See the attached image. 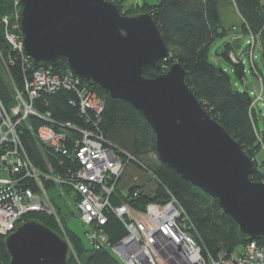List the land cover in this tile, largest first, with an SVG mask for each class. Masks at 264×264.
I'll return each instance as SVG.
<instances>
[{
	"label": "water",
	"instance_id": "95a60500",
	"mask_svg": "<svg viewBox=\"0 0 264 264\" xmlns=\"http://www.w3.org/2000/svg\"><path fill=\"white\" fill-rule=\"evenodd\" d=\"M18 2L23 53L35 68L64 59L68 74L128 103L151 127L163 166L216 199L243 242L264 238V182L250 178L254 159L199 103L180 64L142 76L168 56L149 14L122 15L108 0ZM4 246L7 264H67V243L36 221L18 225Z\"/></svg>",
	"mask_w": 264,
	"mask_h": 264
},
{
	"label": "trees",
	"instance_id": "16d2710c",
	"mask_svg": "<svg viewBox=\"0 0 264 264\" xmlns=\"http://www.w3.org/2000/svg\"><path fill=\"white\" fill-rule=\"evenodd\" d=\"M13 0H0V20L11 13ZM109 1V0H108ZM238 15L242 20L240 34L253 36V56L249 62V73L254 76L264 88V2L263 0H232ZM125 0H114L120 6L122 15L147 13L157 26L161 39L168 50V56L162 60L160 69L144 67L142 76L153 78L164 74L173 63L181 65L185 72L187 86L194 94L211 117L215 119L224 130L240 145L252 159L264 146V133L260 130L257 111L254 107V92L237 89L232 75L241 83L246 77V68L242 57H248L249 37L244 50L240 47V38L233 42L225 43L216 50L215 55L219 60L229 64L231 71L219 67L210 59V48L219 38L225 36V31L220 24L217 10L218 0H157L155 4L143 3L134 9H124ZM138 7V6H137ZM259 46L261 68L255 63V48ZM0 46L4 55L11 51L3 39L0 23ZM242 50V51H241ZM233 55L237 62L231 60ZM12 64L8 66V74L0 66V99L6 107L12 104L11 82L20 87L23 81L21 60L11 54ZM218 68L223 72H218ZM58 74L67 73L65 60L60 59L58 65L51 69ZM103 100V110L97 122V128L107 140L118 149L131 156L138 169L150 172L159 183L153 190L145 191L143 186L133 185L128 192L117 190L113 195L112 205L127 203L131 207L143 210L148 203H162L173 195L193 225V237L200 245L203 253L216 256L219 252L231 254L247 244L239 236L237 229L223 213L216 199L208 196L200 189L181 179L173 170L163 166L156 154L155 136L143 117L128 103L109 98L102 90L91 87L83 81ZM255 94V93H254ZM263 95V94H262ZM75 95L71 91L60 90L54 94L40 93L33 103L34 108L40 113H50L51 117L60 123H70L84 126ZM264 126V116H263ZM33 126L42 123L30 118ZM92 127L88 125L87 128ZM22 145L29 159L41 170H47V162L51 164L55 173H61L64 168L57 166L51 159L47 160L41 146L36 143L34 135L24 128L20 129ZM123 155V154H122ZM154 156L153 162L150 156ZM255 161V160H254ZM256 170L250 176L252 181L264 182V172ZM26 186L34 189L32 182ZM48 187V186H47ZM48 188H54L50 185ZM54 191V190H52ZM57 208H59L56 205ZM36 221L60 235L57 226L51 217L40 213H30L22 221ZM65 235L75 252L79 263L70 255L67 264H81L80 258L85 255L84 264H121L106 249L93 250L84 241L83 235L79 237L70 231L66 221L62 219ZM108 236L110 244L117 243L124 235L125 230L120 221L112 214L107 215L106 224L102 227ZM264 246V238L257 241ZM10 258L4 246V237L0 236V264H7Z\"/></svg>",
	"mask_w": 264,
	"mask_h": 264
},
{
	"label": "built area",
	"instance_id": "2783aa9c",
	"mask_svg": "<svg viewBox=\"0 0 264 264\" xmlns=\"http://www.w3.org/2000/svg\"><path fill=\"white\" fill-rule=\"evenodd\" d=\"M14 3L13 12L3 16L0 23L10 55L21 60L23 81L20 87L11 82L10 106L6 107L0 99V173L4 175L0 177V236L12 233L27 214H44L54 220L60 233L57 235L69 247L68 255L79 263L62 224V219H67V210L64 216L60 213L70 201L86 228L85 243L93 250H108L122 264H264V246L257 241L247 242L231 254L219 252L215 257L204 254L193 237L192 223L171 194L165 202L148 203L143 210L127 203L112 205L122 172L128 164L136 162L107 142L98 130L95 121L103 110L101 97L80 78L35 68L24 55L21 6L18 0ZM248 37L251 62L254 38ZM10 55L5 56L0 48V66L9 81ZM231 60L237 62L233 55ZM60 90L74 93L84 126L57 122L50 113H40L34 108L40 93L54 94ZM262 94V88L259 94L253 93L252 105L261 101ZM30 118L42 124L35 129ZM22 128L34 135L47 160L64 168L61 173H55L48 161L46 171L34 165L21 142ZM146 173L155 184L159 183L153 174ZM27 182H32L35 188L26 186ZM50 185L54 188H48ZM58 201H62L61 206ZM108 214L114 215L125 230L115 244H110L102 229Z\"/></svg>",
	"mask_w": 264,
	"mask_h": 264
},
{
	"label": "rangeland",
	"instance_id": "374dc122",
	"mask_svg": "<svg viewBox=\"0 0 264 264\" xmlns=\"http://www.w3.org/2000/svg\"><path fill=\"white\" fill-rule=\"evenodd\" d=\"M109 1L114 2V0H109ZM156 1L157 0H125V2L123 3V7H124V9L137 8V12H139L140 11L139 7L142 6L144 2H146L147 4L152 5V4H155ZM14 2H15V0H13L12 3H11V10H10L11 13L14 10L13 9L14 6H15ZM263 2H264V0H263ZM20 6L21 5L19 4V7ZM228 6L231 9L230 13L228 11L226 13L220 12V15H221V19H220L221 27L225 31H227L228 33L225 36L217 39L212 44V46L210 48V59H211V61H213V63H215L219 67H222L223 69H225L228 72H230L231 68H230L229 64L226 63L222 59L219 60V58H217V56L215 55L216 50L218 48L222 47L225 43L233 42L236 36L240 37V39H241L240 47H241L242 50H244L246 48V43H247L248 37L240 34V32H239L240 28H241V25H242V20H241L240 16L238 15L232 0H228ZM233 20H234L235 23H234V25L231 26V23L233 22ZM227 24H229V25H227ZM0 48H1V46H0ZM254 55H255V63L258 65V67L261 68L260 51H259V46L257 44H256ZM242 60H243V63L245 65V68H246V77L244 78V83L241 84L233 75H232V80H233V82L237 83L236 85H237V89L238 90H243V89L246 88L248 91L254 92L255 95L259 94L260 90L262 88L263 95H261V101L259 103L255 104L254 107H255V109L257 111L260 130L263 131V133H264V126H263V120H262L263 116H264V88L260 85V82L254 76H252L249 73L248 58L246 56H243ZM150 157H151L150 159L153 162L156 161V159H155V157L153 155L150 156ZM254 160L256 161V164L258 166H261V167L264 168V146L263 145L261 146V150L258 153L255 154ZM128 167L129 168H133L135 171L141 173L140 174L141 175L140 180L143 178L142 181H144L145 188H147V190L150 191V190H153L156 187V184L151 179V177L146 172H144L141 169H138L133 164H128L125 167L124 171L122 172L121 178H122L125 170L128 169ZM1 175L2 174H0V176ZM121 178H120V180H121ZM120 180H119V182H120ZM118 190H119V183H118ZM123 191H124V192H122L123 194L128 192V190H123ZM49 194H50V196H52L51 193H49ZM58 203H60L59 206H61L62 201H58ZM65 210H67V213H68V216H67V219H66V225H67L68 229L70 231H72L73 233H75L76 235H78L79 237H82V235H83L84 231L86 230V228L83 227L81 225V223L79 222L76 210H75L74 205L72 204V202L69 201L68 202V207L60 209L61 216L65 215ZM76 257H78V256H76ZM85 261H86V256L83 255L80 258V262H81V264H84Z\"/></svg>",
	"mask_w": 264,
	"mask_h": 264
},
{
	"label": "crops",
	"instance_id": "0c3cea01",
	"mask_svg": "<svg viewBox=\"0 0 264 264\" xmlns=\"http://www.w3.org/2000/svg\"><path fill=\"white\" fill-rule=\"evenodd\" d=\"M217 10H218V14H219V19H221V15L220 12L222 13H226L227 11L230 13L231 9L228 6V0H218V5H217ZM234 20L231 23V26L234 25ZM225 25V24H224ZM229 25V24H227ZM236 38H240L239 36H236ZM259 170L261 172H264V168L261 166H258ZM128 170V171H127ZM2 174V173H0ZM141 173L135 171L133 168H129L125 170L120 182H119V191L124 192L123 190H128L131 186L133 185H138V186H143L145 191H149L147 190V188H145V184L144 181H142L141 178ZM0 177H4V175L2 174Z\"/></svg>",
	"mask_w": 264,
	"mask_h": 264
}]
</instances>
